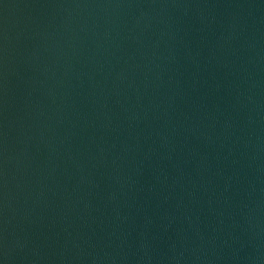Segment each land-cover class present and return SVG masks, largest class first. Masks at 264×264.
<instances>
[{"label":"water","instance_id":"water-1","mask_svg":"<svg viewBox=\"0 0 264 264\" xmlns=\"http://www.w3.org/2000/svg\"><path fill=\"white\" fill-rule=\"evenodd\" d=\"M0 264H264V0H0Z\"/></svg>","mask_w":264,"mask_h":264}]
</instances>
